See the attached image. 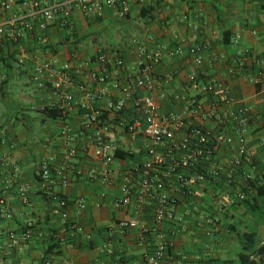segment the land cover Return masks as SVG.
Returning <instances> with one entry per match:
<instances>
[{
  "label": "crops",
  "instance_id": "obj_1",
  "mask_svg": "<svg viewBox=\"0 0 264 264\" xmlns=\"http://www.w3.org/2000/svg\"><path fill=\"white\" fill-rule=\"evenodd\" d=\"M16 14L0 12V23ZM194 24L200 31H193ZM42 37L48 39L46 44ZM198 44L206 50L201 67L190 52ZM25 51L30 58L20 63ZM75 52L83 62L107 56L106 64L75 71L72 84L65 85L74 92L75 83H86L99 97L94 106L105 111L113 130L115 158L107 165L94 155V127L84 126V113L64 115L55 107L58 95L52 84L34 80V59L54 55L65 62ZM119 60L123 68L116 65ZM147 68L154 89L137 88L122 111L109 110L108 104L122 96L115 85L127 83L129 73L140 77ZM88 70L101 73L106 82H88ZM195 73L199 87L190 80ZM208 85L214 91L205 90ZM146 96L158 104L159 116L183 122L176 130V148L156 149L163 162L154 170L174 201V217L163 223L155 219L158 203L145 198L140 185L138 169L155 160L149 153L151 140L128 129L135 119L143 120L134 101ZM263 100L264 0H146L142 6L133 5L126 16L107 7L96 16L76 11L66 24L26 33L20 43L4 40L0 197L8 201L14 216L0 214V263L148 264L146 256L165 238L173 244L174 264H256L253 251L264 243V198L255 199L264 176ZM43 105L62 114L41 112ZM242 108L249 109L252 118L243 134L247 153L237 165ZM195 128L208 129L214 136L198 164L188 150L179 148L186 138L190 149L197 146ZM218 135L232 143H218ZM44 163L54 172L62 170L68 180L67 186L57 180L50 190L66 199V221L52 212L58 199L41 188ZM127 183L134 194L125 207L121 200ZM24 186L30 188L21 198L18 192ZM134 219L138 227L122 228V223ZM28 222L34 224L32 240L9 247L5 233H19Z\"/></svg>",
  "mask_w": 264,
  "mask_h": 264
},
{
  "label": "built area",
  "instance_id": "obj_2",
  "mask_svg": "<svg viewBox=\"0 0 264 264\" xmlns=\"http://www.w3.org/2000/svg\"><path fill=\"white\" fill-rule=\"evenodd\" d=\"M145 3L146 0H0V12L7 13L16 10V13H19L13 20L0 23V43L2 44L4 40H9L12 43H20L26 33L33 32L39 34L53 25L66 24L76 11H81L85 16H96L102 14L103 9L107 7L116 10L122 16H126L131 12L133 5L142 6ZM187 19L188 16H184V20ZM192 29L198 32L200 31V25L194 24L192 25ZM40 40L42 44L48 42L46 37H42ZM190 52L194 64L197 67H201L206 59L205 48L198 44L193 46ZM175 53L176 51H172L171 55L174 56ZM29 58L30 55L28 52H23L20 63H23L25 59ZM107 61V56L100 54L95 58H89L83 62L80 61L78 52L73 53L71 59L65 62L60 61V59L54 55L48 58L39 57L34 59V80L40 85L46 83L52 84L54 91L58 95L55 107L61 110L64 115H69L76 111H82L84 113V126L94 127V155L106 165L113 162L115 158V147L112 143L113 130L105 117V111L94 106L99 97L86 83H75L74 92L66 90L65 85L72 84L71 78L75 71L78 72L80 69L89 68L95 63L104 65ZM116 65L120 68L125 66L122 60H119ZM85 78L91 83H104L107 80L104 75L93 72L92 70L86 72ZM190 80L193 86L199 87V79L196 73L190 76ZM142 87L148 91L154 89V78L150 74L148 68L142 71L140 77L134 76V73H129L127 83L115 85V88L121 92L122 96L115 102H110L108 104V109L116 112L122 111L126 106L131 92ZM204 89L207 91H214L215 88L213 85H208L205 86ZM225 101L229 104L231 103V98L227 97ZM134 104L137 113L143 115V120L135 119L128 124V129L134 134H142L150 138L152 147L149 153L155 157L154 161H148L138 169L140 171L141 191L144 193L143 195L145 198L150 197L154 202L158 203L155 219L157 223H163L168 219H173L174 211L172 206L174 201L165 192L164 179L154 170L155 164H161L163 162L162 158L156 155V149L159 147L176 148V130L183 125V122L180 118L175 116H159L158 104L150 96L135 99ZM193 104H196V101H193ZM49 110V107L46 105L40 107L41 112L46 113ZM251 118L249 109L242 108L238 111L239 132L241 134L239 142L241 147L239 157L235 161L237 165L241 164L242 158H244L247 153L243 134ZM192 134L198 141L197 146L190 149V138H186L179 148L188 150L191 153L189 156L190 159L194 164H198L199 157L203 156L206 151L205 146L210 145L214 136L208 129L204 128H195ZM216 140L218 143H232V139L224 135H218ZM75 152V149L71 150L72 155L75 154ZM203 178L204 177H200V179ZM57 180L61 181L65 186L69 184L62 170L54 172L49 163H44L40 174L41 188L49 195L58 199V204L54 207L52 212L54 215L60 216L63 221H66L68 218V214L64 210L67 205L66 199L56 196L50 191L52 185L55 184ZM29 188V186L21 187L18 196L25 198ZM123 192L124 196L121 200V205L127 207L132 203L134 189L127 183L123 187ZM0 214L7 219H11L14 216L8 205V201L3 197H0ZM121 226L122 228H135L139 226V222L134 219L122 223ZM33 228L34 224L28 222L19 233L16 231L4 232L9 239V247H15L30 242L33 238ZM0 234H2L1 231ZM263 246L264 243H262L261 247ZM172 247V242L162 238L155 251L146 256L147 263L174 264V258L171 256ZM252 260L256 264H264V253L253 254Z\"/></svg>",
  "mask_w": 264,
  "mask_h": 264
},
{
  "label": "trees",
  "instance_id": "obj_3",
  "mask_svg": "<svg viewBox=\"0 0 264 264\" xmlns=\"http://www.w3.org/2000/svg\"><path fill=\"white\" fill-rule=\"evenodd\" d=\"M48 115L56 117L59 114H62L59 110H49L48 112H46ZM120 153H116V155H119ZM257 198H264V176L262 177L261 180V184L256 186V196L255 199ZM254 254H263L264 253V246L260 247L258 249H255V251H253Z\"/></svg>",
  "mask_w": 264,
  "mask_h": 264
},
{
  "label": "rangeland",
  "instance_id": "obj_4",
  "mask_svg": "<svg viewBox=\"0 0 264 264\" xmlns=\"http://www.w3.org/2000/svg\"><path fill=\"white\" fill-rule=\"evenodd\" d=\"M100 43H101V44H106L105 39H101V40H100Z\"/></svg>",
  "mask_w": 264,
  "mask_h": 264
}]
</instances>
